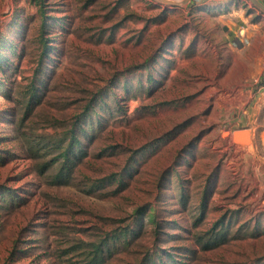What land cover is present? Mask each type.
<instances>
[{
  "label": "rangeland",
  "instance_id": "obj_1",
  "mask_svg": "<svg viewBox=\"0 0 264 264\" xmlns=\"http://www.w3.org/2000/svg\"><path fill=\"white\" fill-rule=\"evenodd\" d=\"M183 9L0 0V264H264V105Z\"/></svg>",
  "mask_w": 264,
  "mask_h": 264
},
{
  "label": "crops",
  "instance_id": "obj_2",
  "mask_svg": "<svg viewBox=\"0 0 264 264\" xmlns=\"http://www.w3.org/2000/svg\"><path fill=\"white\" fill-rule=\"evenodd\" d=\"M172 1L184 7L196 49L205 51L193 57L200 68L192 72L215 80L224 91H255L246 111L255 114L264 105V12L251 0ZM257 81L259 86L252 85Z\"/></svg>",
  "mask_w": 264,
  "mask_h": 264
},
{
  "label": "water",
  "instance_id": "obj_3",
  "mask_svg": "<svg viewBox=\"0 0 264 264\" xmlns=\"http://www.w3.org/2000/svg\"><path fill=\"white\" fill-rule=\"evenodd\" d=\"M162 1H166L167 3L174 4V5L179 4L178 2H175V1H172V0H162ZM251 1L258 9H260L262 12H264V4L261 1H259V0H251ZM237 132L234 133V140L235 141L242 143V139L241 138H245V141L248 139L247 135L238 136V134H236Z\"/></svg>",
  "mask_w": 264,
  "mask_h": 264
},
{
  "label": "bare ground",
  "instance_id": "obj_4",
  "mask_svg": "<svg viewBox=\"0 0 264 264\" xmlns=\"http://www.w3.org/2000/svg\"><path fill=\"white\" fill-rule=\"evenodd\" d=\"M236 134H238V136H245V135L248 136L249 132L243 130V131H238ZM241 139H242V138H241ZM239 143H240V142H239ZM242 144H244L243 139H242Z\"/></svg>",
  "mask_w": 264,
  "mask_h": 264
},
{
  "label": "trees",
  "instance_id": "obj_5",
  "mask_svg": "<svg viewBox=\"0 0 264 264\" xmlns=\"http://www.w3.org/2000/svg\"><path fill=\"white\" fill-rule=\"evenodd\" d=\"M91 264H94V263H91ZM96 264V263H95Z\"/></svg>",
  "mask_w": 264,
  "mask_h": 264
}]
</instances>
